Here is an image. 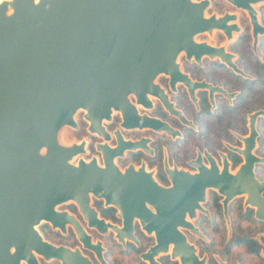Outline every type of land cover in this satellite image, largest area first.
Wrapping results in <instances>:
<instances>
[{
	"label": "water",
	"instance_id": "95a60500",
	"mask_svg": "<svg viewBox=\"0 0 264 264\" xmlns=\"http://www.w3.org/2000/svg\"><path fill=\"white\" fill-rule=\"evenodd\" d=\"M224 1L247 15L255 52L258 38L264 37L255 7L264 0ZM210 5V0L0 2V264H41L39 259L46 264H92L81 250L92 252L99 264H107L102 243L93 242L73 216L60 210L66 204L77 206L88 228L102 236L112 232L123 247L125 241L139 246L133 233L137 219L154 237V245L140 255L147 264H158L156 258L168 254L170 243L172 260L205 264V257L199 259L180 228L206 241L185 217L192 220L196 211L206 214L200 204L207 189L224 197V214L228 202L247 194L244 208L256 207L254 219L264 223V183L252 171L254 164L264 166V159L251 153L259 136L254 123L264 117V111L248 115L250 135L241 151L245 163L235 175L225 165L220 176L214 166L207 170L199 164L194 175L166 169L172 187L164 189L145 173L144 166H130L122 172L114 161L122 158V145L139 146L122 142V128L176 134L165 124L138 114L137 105L151 107L149 95L158 98L170 115L190 125L156 83L159 75L169 79L173 91L177 84L188 89L193 103L195 89H222L182 73L181 55L200 67L203 58L217 60L237 77L253 81L231 61L235 56L223 46L195 41L199 35L211 37L217 31L231 42L233 34L241 32L235 13L207 15ZM114 112L120 124L113 132V148L104 124L112 121ZM78 113L88 134L102 140L95 145L100 163L96 157L83 158L86 140L61 141L63 129L78 130ZM92 198L115 208L121 227L98 218ZM67 223L81 248L56 246L38 230L48 225L65 235Z\"/></svg>",
	"mask_w": 264,
	"mask_h": 264
},
{
	"label": "flooded vegetation",
	"instance_id": "af4514ba",
	"mask_svg": "<svg viewBox=\"0 0 264 264\" xmlns=\"http://www.w3.org/2000/svg\"><path fill=\"white\" fill-rule=\"evenodd\" d=\"M238 43L239 41L236 44ZM226 51L236 56L231 53L232 50L230 51V49H226ZM238 57L239 58L236 61L231 58V61H233L237 67L242 56ZM201 62L203 66L202 68L194 63L191 66L192 68H189L188 66L189 69L186 68L184 72L181 70L182 73L188 75L192 80L205 81L206 83L222 89H195L194 97L196 103H193L190 99L188 89H185L181 84H177L173 91L169 87V79L166 76H163L166 79V84L165 88L161 86L162 92L166 95L168 102L172 104L174 109L181 113L190 125H185L178 118L170 115L158 98L150 95L147 96L150 100L151 107L145 109L143 106L137 105L136 109L138 114L146 115L149 118L165 124L172 131H175L176 134L169 135L164 130L122 128L121 134L123 143L129 142L139 144V146L130 145L128 147L127 145H122V158L114 159L122 172L130 166L134 169H139L141 166H144L145 173H150L152 179L158 184V186L167 189L171 188L172 184L170 181V175L166 169L170 172L176 171L194 175L199 172L198 168L200 166H197V164H199L207 170H211L214 166L217 170V175L220 176L225 165L228 173L230 175H235L240 166L245 163L244 155H242L241 151H245L243 140L250 135L248 115L257 111H263L264 105L261 108H254V105H250L251 99H249L248 93L249 90L252 89H239L241 83L237 80L238 77L226 66L220 65L216 61H207L204 58ZM204 63H208V65L204 66ZM210 68L215 69L214 71H217L219 74L228 75L227 77L230 81L235 83V89H226L225 86H219L218 84L206 80L203 75L210 72ZM214 71L212 72L214 73ZM161 76L162 75L159 77ZM241 80L245 81L242 78ZM247 81L251 82L250 80ZM130 100L134 103L132 97H130ZM119 124L120 119L117 116L113 117L111 122H105L104 124L106 132L111 135V140L108 142V145L113 148L116 145L113 132L116 129H119ZM263 125L264 120L261 118H258L254 123V128L259 136L256 139L257 150H255L256 148H253L251 151L252 155L260 159H264V151L260 144L262 139L260 128ZM77 132H82V134L90 138V144L86 147V151L94 153L93 156H95L100 163V155L96 152L95 145L102 143V140L94 135L88 134L87 124L84 123L78 125ZM192 163H196V166L192 165ZM252 171L255 178L259 182L264 183V166L254 164ZM262 196L264 197V192L262 193ZM246 198L247 194L241 195L240 198L239 196L234 197L226 205V214H224L222 204L224 197L214 189H207L205 192V201L200 204L206 211V214L196 211L195 217L193 218H196L195 223H192L193 219L190 220L188 216L185 217V220L191 223L206 239V241H204L199 238L198 245H193L197 251L199 259H202L205 256V264H209L211 259L218 264L215 257L225 264H231V259L234 257L238 259V262L235 264H246L245 256L250 258L256 257L258 259L262 258L259 242L252 236V233L259 231L263 236L264 223H259L254 219V210H256V207L253 209L249 207L244 208ZM91 207L96 211L98 218L103 219L112 225L121 227L122 221L117 217V210L115 208L112 206L106 207L104 201L96 199L91 203ZM147 207L154 213L152 208L149 206ZM61 211H65L73 216L86 233L92 237L93 242L100 240L95 241L91 233L100 236L103 243L102 241L100 242L102 245L104 244L103 247L105 249L103 257L107 264H147L140 259V255L154 245V237L152 235L149 236L142 229L137 219L133 222V233L139 246H136L132 242L125 241V246L123 247V245L118 244L114 239V234L112 232H108L106 236H102L97 230L88 228L86 221L83 219L76 205L69 204ZM226 218L228 221H226ZM243 222L250 223L251 225L244 229L241 227ZM70 226L71 225L68 223L66 224V234L63 235L58 230L53 231L54 233H52L50 226L44 225L42 228H45V235H55L57 242L49 240L46 236L44 238L56 246L62 245L71 249L74 247L81 248L76 240L74 231ZM180 231L187 238L188 242V234L197 237L189 230L180 228ZM216 237L228 238L225 245L231 243L234 238L248 237L255 242V247L253 249H257L258 253L256 255L248 256L246 252L247 250L240 248L234 249L231 247L229 251H226L227 256L223 259L220 256L221 252H213L215 248L214 244L216 245L218 243L214 240ZM61 238L65 241H61ZM172 247L173 244L170 243L167 251L168 254H160L156 258L158 264H179L178 260H172L169 255ZM238 250L242 251V256L235 254ZM81 251L83 255L92 262V264H99L92 252L86 250ZM130 260L133 261V263H129Z\"/></svg>",
	"mask_w": 264,
	"mask_h": 264
},
{
	"label": "rangeland",
	"instance_id": "374dc122",
	"mask_svg": "<svg viewBox=\"0 0 264 264\" xmlns=\"http://www.w3.org/2000/svg\"><path fill=\"white\" fill-rule=\"evenodd\" d=\"M211 5L209 7V9L207 10V15H211V14H216L218 16L223 15L225 12H229V13H235L237 15V24L241 29V32L239 34H237L236 36H234L233 40L231 42H227L224 35L220 32H214L212 34L211 37H209L207 34L204 35H199L196 40L198 42H206L212 46L215 47H219V46H224L226 49H230L231 53L235 54V61L239 58L238 56H242L240 58V63L238 65V67L243 70L246 74H248L252 79H257L255 77L254 74H256L257 71V62H260L261 64H264V45L263 48L260 49V44L264 43V41L262 42V40L264 39V37H259L258 38V44L256 46L255 52L253 51L252 48V38H251V28L249 25V20L247 15L243 12V11H236L233 7H231L228 3H226L224 0H210ZM257 13H258V21L264 25L262 16L264 15V4H260L258 6L255 7ZM249 35L250 37V41L245 43L244 40H242L243 37ZM239 41L238 44H236ZM233 48V49H232ZM207 61H216L217 60H209L207 58H204ZM179 63H180V69L184 72V70H186V68H192L191 66L194 64L193 62L189 63L185 60L184 56H181L179 58ZM208 63H213V62H208ZM208 63H204V66L208 65ZM219 63V62H218ZM197 65V64H196ZM200 67V66H199ZM203 66H201L200 68H202ZM188 68V69H189ZM215 69L210 68L209 71L203 75V77L214 83V84H218L219 86H225L226 89H235V83L230 81V79L225 75V74H219L217 71H214ZM214 71V73L212 72ZM251 72V74H250ZM157 84H159L160 86L165 88V84H166V79L161 76L159 78H157ZM251 101H250V105H261V107H263L264 105V89H261L259 91H252L251 93ZM264 111V110H263ZM82 113H78L75 117V121L77 123V125H80L81 123H84V120L82 118ZM119 118L118 115H115ZM114 116V117H115ZM120 119V118H119ZM261 119L264 120V117H262ZM62 139L65 143H70V142H79L81 140H86L87 142V147L90 144V138L85 136L84 134H82V132H77L73 129L70 128H65L62 131ZM255 150H257V144L255 146ZM94 153H90L87 152V155L85 157H83L85 160H90L93 156ZM240 198V197H239ZM93 200H95L94 198H92L91 203L93 202ZM69 204L63 205L60 207V210H64ZM195 219L192 220V223H195ZM249 225H251L250 223H245L243 222L242 224V228L246 229ZM44 225L40 226L38 228V230L40 231V233L42 234L43 237H45L46 235H43V232L41 231V228ZM254 228V227H253ZM252 228V229H253ZM229 229V228H228ZM51 231V230H50ZM52 233H54L53 231H51ZM91 235L93 236V239L96 240H100L102 241V239L100 238L99 235H96L94 233H91ZM252 236L259 242L260 245V253H261V257L262 258H250V257H246V263L247 264H263L264 263V235L262 236L261 233H259V231H255L254 233H252ZM251 236V237H252ZM189 242L192 245H198V241L199 238L188 234L187 235ZM228 238H223V245L227 242ZM217 245L215 246L214 249V253H218V251H222L223 246L220 242V239L218 238L217 240ZM220 242V243H219ZM103 243V241H102ZM104 246V244H103ZM199 253V251H198ZM235 254H238L240 256H242V251L238 250L236 251ZM205 257V256H204ZM206 259V258H205ZM40 263H44L42 259H39ZM238 262V259L236 257L233 258V262L231 264H235Z\"/></svg>",
	"mask_w": 264,
	"mask_h": 264
},
{
	"label": "trees",
	"instance_id": "16d2710c",
	"mask_svg": "<svg viewBox=\"0 0 264 264\" xmlns=\"http://www.w3.org/2000/svg\"><path fill=\"white\" fill-rule=\"evenodd\" d=\"M262 19H263V22H264V15L262 16ZM242 40H244L245 43L249 42L250 41L249 35L243 37ZM263 41H264V39L262 40V42ZM263 45H264V43L260 44V49L263 48ZM256 64H257V71L258 72L256 74H254L255 77L257 78V79H254V81L249 82V81L245 80L246 81L245 82V81H242L240 77H238V78L236 77L237 80L241 83V87L239 89H252V90H249V93H248L249 99H252L251 94H250L252 91H254V90L259 91L261 89H264V64H261L260 62H257ZM250 74H251V72H250ZM260 106L261 105H257L254 108H259ZM260 132H261V135H262V139H261V143L260 144H261L262 150L264 151V125L261 126ZM44 229L45 228H41V231L45 235ZM46 237L49 240H52L53 242H57V238H56L55 235H50V236L47 235ZM223 238L224 237L219 238L220 242H221V244L223 246V249H222V251H218V252H221L220 256L223 259H225V257L227 256L226 255V251H229L231 249V247L234 248V249L235 248H240V249H243V250H247L246 252H247L248 256L256 255L258 253L257 249H253L255 247V242L252 241L248 237L237 238V239L234 238V239H232L231 243H229L228 245H225V244L223 245ZM62 240L65 241L64 239L61 238V241ZM214 240L217 241L218 238L216 237ZM58 241H59V239H58ZM216 245L214 244V246H216ZM255 258L256 257H254V259ZM231 260L233 262V259H231ZM129 263H133V261L130 260ZM209 264H216V263L211 259Z\"/></svg>",
	"mask_w": 264,
	"mask_h": 264
},
{
	"label": "bare ground",
	"instance_id": "6f19581e",
	"mask_svg": "<svg viewBox=\"0 0 264 264\" xmlns=\"http://www.w3.org/2000/svg\"><path fill=\"white\" fill-rule=\"evenodd\" d=\"M1 1H3V0H0V2H1ZM214 32H217V31H212V34H213ZM234 36H236V33L233 34V38H234ZM197 37H198V36H197ZM197 37H196V38H197ZM231 40H232V39H231ZM195 41H196V40H195ZM196 42H197V41H196ZM206 44H208V43H206ZM208 45L211 46L210 44H208ZM211 47H214V46H211ZM181 56H182V55H181ZM181 56H180V57H181ZM161 75H162V74H161ZM159 76H160V75H159ZM159 76H158V77H159ZM115 114H118V113L114 112V113H113V116H114ZM61 141H62V143H64V144H71V143H73V142L65 143V142L63 141L62 137H61ZM76 161H77V158H74V159L72 160L73 163H76ZM69 202H70V201H69ZM49 224H50V223H49ZM65 226H66V225H65ZM56 228H57V227H56ZM56 228H55V229H56Z\"/></svg>",
	"mask_w": 264,
	"mask_h": 264
}]
</instances>
